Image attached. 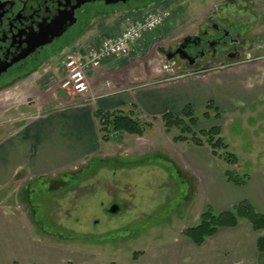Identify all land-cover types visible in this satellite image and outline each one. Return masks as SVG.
Instances as JSON below:
<instances>
[{
  "label": "rangeland",
  "instance_id": "374dc122",
  "mask_svg": "<svg viewBox=\"0 0 264 264\" xmlns=\"http://www.w3.org/2000/svg\"><path fill=\"white\" fill-rule=\"evenodd\" d=\"M167 2L174 15L165 28L170 37L165 41L153 40L136 58L131 52L121 62L124 73L107 74L97 81L99 86L103 85L100 94L117 91L114 83L132 90L137 85L183 74L222 72L243 64L247 68L259 67L262 86L255 87V98L259 96L255 104L241 101L235 110L224 113L219 110V120L214 118L217 111H209L213 118L206 120V108L197 109L195 117L199 120L198 133L219 126L228 151L239 159L238 165L229 166L223 158L214 157L215 164L208 170L209 175L214 174V180L232 170L249 180L252 178L259 186L264 184V20L256 22L253 18L264 13V0ZM232 4L234 9L230 8ZM214 10L244 17L249 24L242 26L243 38L261 48L248 50L245 56L217 64L207 72L187 70L184 63L171 64L163 52L174 49L185 36L197 34ZM111 19L96 18L75 27L43 54L45 59L28 67V75H23L15 89L0 96V143L16 136L43 109V104L45 108L64 105L84 96L61 89L66 74L63 68L66 52L94 42L95 26ZM127 19H119L121 22L113 25V32ZM248 25L250 29L246 31ZM152 38L146 36L143 44L134 46L138 49L148 45ZM107 83L111 89L106 88ZM89 84L92 89L93 83L89 81ZM137 119L150 124L142 137L119 134L101 145L95 154L99 156L86 158L83 164L28 183L24 175L16 176L17 180L7 182L6 186L0 181V205L17 214L21 240L29 245L26 249L30 260H22L23 250L17 259L25 263L17 264H136L144 254L147 260L161 250L167 251L166 247L173 248L179 243L185 247L188 239L182 235L183 231L195 226L208 206L201 178L194 174L187 159V151L190 148L194 151L195 147L190 142L177 143L175 138L183 135L182 131H166L162 118ZM185 136L191 138L192 134ZM204 148L212 156V149L208 145ZM256 183H248V193L257 192ZM116 205L118 212L112 213ZM160 259L158 256L153 264Z\"/></svg>",
  "mask_w": 264,
  "mask_h": 264
},
{
  "label": "crops",
  "instance_id": "0c3cea01",
  "mask_svg": "<svg viewBox=\"0 0 264 264\" xmlns=\"http://www.w3.org/2000/svg\"><path fill=\"white\" fill-rule=\"evenodd\" d=\"M120 22L119 19H111L96 25L93 41L108 37L115 29L113 25ZM167 24L157 35H149L153 38L148 45L144 44L138 49L133 45V58L148 49L153 40H167L170 37L165 31ZM121 62L123 59L104 63L102 69L96 71L101 74L94 72L89 75L90 83H93L91 92L64 105L45 108L46 104H43V109H39L16 136L0 143V181L3 180V186L17 180L18 175L27 177L28 183L66 171L83 164L86 158L97 156L99 153L95 154L101 145L107 144L99 133V122L95 115L98 111H122L137 118L154 120L161 119L167 111L180 117L189 105L200 109L212 103L224 113L237 109L238 102L255 104L259 100L254 92L258 84L262 86V78L257 72L259 67L247 68L249 66L246 67V64L222 72L183 74L167 80L160 79L145 86H134L132 90L114 83L117 91L109 95L105 91L100 94L103 85L99 86L97 81L107 74L124 73ZM194 147V151L192 148L187 151L188 162L194 174L199 175L197 178H201L199 180L206 194L204 197L217 214L232 210L242 201H249L257 212L264 214V184L259 186L251 178L248 183H256L258 190L248 193L250 184L238 188L227 181L223 171V178L214 180V174L211 176L208 172L215 164L213 154L208 156L204 147ZM11 210L0 205V264L25 263L17 259L20 252L24 253L22 260L29 259L26 249L29 245L21 240V224L17 214ZM259 233L263 232H256L249 223L242 222L236 228H221L202 246L188 240L185 247L180 243L173 248L166 247L167 251L161 250L154 258L145 260L147 256L144 254L136 264H153L158 256L161 259L157 264H264V253L258 250Z\"/></svg>",
  "mask_w": 264,
  "mask_h": 264
},
{
  "label": "flooded vegetation",
  "instance_id": "af4514ba",
  "mask_svg": "<svg viewBox=\"0 0 264 264\" xmlns=\"http://www.w3.org/2000/svg\"><path fill=\"white\" fill-rule=\"evenodd\" d=\"M161 3L168 2L167 0H0V96L15 89L17 84L22 82L23 75H28L27 69L31 64H39L46 58L45 56L42 58L43 54L58 45L68 33L82 25L84 21L110 17L129 19ZM80 4L81 6L75 10L77 23L52 44L38 47L31 54L39 43L38 35L56 34L62 20L69 19L71 9ZM147 6L149 7L146 9ZM234 7L235 4L230 6L231 9ZM210 13L211 15L208 14L206 18L205 26L199 28L197 34L185 36L174 49L163 52L171 64L184 63L187 70L207 72L217 64L223 65L235 58L245 56L248 50L250 52L255 47L261 48L255 46L256 44L247 43L248 40L243 38L242 26L249 24L244 17L224 15V11L216 12V10ZM253 18L256 22L263 21L264 13ZM248 29L250 25L246 31ZM60 51L55 54L58 55Z\"/></svg>",
  "mask_w": 264,
  "mask_h": 264
},
{
  "label": "trees",
  "instance_id": "16d2710c",
  "mask_svg": "<svg viewBox=\"0 0 264 264\" xmlns=\"http://www.w3.org/2000/svg\"><path fill=\"white\" fill-rule=\"evenodd\" d=\"M207 112L204 114L206 120L213 117L209 111H217L214 118L221 119V114L216 106L209 103L206 107ZM196 108L187 106L182 116H174L170 112H166L162 116V122L166 131L179 129L183 135L175 138L178 143L190 142L192 145L203 148L209 146L215 158H223L224 162L229 166L239 164V159L228 151L229 146L221 137V129L219 126L211 127L207 130L197 132L199 120L195 117ZM96 118L99 122V133L104 142H110L112 138L119 134H129L132 136L142 137L150 124L142 122L133 114H127L122 111L114 112H96ZM185 134H192L191 138ZM205 139V140H203ZM223 150L224 153L219 155L218 151ZM227 181L238 188H243L248 183V178L241 176L232 170L225 172ZM241 222L249 223L256 232L264 233V214L257 212L249 201H242L233 207L232 210L217 214L211 205L199 217V221L195 226H191L183 231L182 235L196 246H202L209 238L215 236L221 228H236ZM258 250L264 253V236L258 240Z\"/></svg>",
  "mask_w": 264,
  "mask_h": 264
},
{
  "label": "built area",
  "instance_id": "2783aa9c",
  "mask_svg": "<svg viewBox=\"0 0 264 264\" xmlns=\"http://www.w3.org/2000/svg\"><path fill=\"white\" fill-rule=\"evenodd\" d=\"M173 16L168 3L154 5L143 14L127 19L118 31L110 33L108 37L94 41L87 47L77 45L69 49L63 61L66 74L61 89L80 96L88 94L91 89L90 74L101 70L108 61L128 58L135 43L157 33ZM105 86L111 89L110 83Z\"/></svg>",
  "mask_w": 264,
  "mask_h": 264
},
{
  "label": "water",
  "instance_id": "95a60500",
  "mask_svg": "<svg viewBox=\"0 0 264 264\" xmlns=\"http://www.w3.org/2000/svg\"><path fill=\"white\" fill-rule=\"evenodd\" d=\"M80 6H81V4L78 5L77 7H74V8L71 9V14H70L71 17L69 19H67V20H62V24H61V26L59 28V31L56 34H51V36H49L47 34L40 33L38 35L39 36L38 37L39 43L34 48L35 50H33L31 52V54L34 53L38 49V47L52 44L55 39H59L60 37H62L67 32V30L69 28L73 27L77 23V20L75 18V10L78 9ZM25 57H27V56H25ZM111 212L112 213H117L118 212V207L114 206L111 209Z\"/></svg>",
  "mask_w": 264,
  "mask_h": 264
}]
</instances>
